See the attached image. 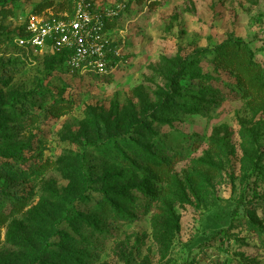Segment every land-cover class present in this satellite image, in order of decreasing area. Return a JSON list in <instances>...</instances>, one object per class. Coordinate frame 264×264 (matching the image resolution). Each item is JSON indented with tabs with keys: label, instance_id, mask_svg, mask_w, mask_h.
I'll return each mask as SVG.
<instances>
[{
	"label": "rangeland",
	"instance_id": "1",
	"mask_svg": "<svg viewBox=\"0 0 264 264\" xmlns=\"http://www.w3.org/2000/svg\"><path fill=\"white\" fill-rule=\"evenodd\" d=\"M80 7L111 77L23 42ZM0 264H264V0H0Z\"/></svg>",
	"mask_w": 264,
	"mask_h": 264
},
{
	"label": "built area",
	"instance_id": "2",
	"mask_svg": "<svg viewBox=\"0 0 264 264\" xmlns=\"http://www.w3.org/2000/svg\"><path fill=\"white\" fill-rule=\"evenodd\" d=\"M108 26L106 17L80 7L69 20L32 22L23 42L32 49L49 48L55 55L63 54L73 72L108 78L116 67L105 39Z\"/></svg>",
	"mask_w": 264,
	"mask_h": 264
},
{
	"label": "trees",
	"instance_id": "3",
	"mask_svg": "<svg viewBox=\"0 0 264 264\" xmlns=\"http://www.w3.org/2000/svg\"><path fill=\"white\" fill-rule=\"evenodd\" d=\"M94 78H96V79H100V78H102V77H99V76H94Z\"/></svg>",
	"mask_w": 264,
	"mask_h": 264
}]
</instances>
